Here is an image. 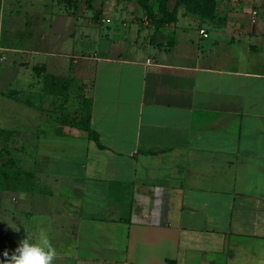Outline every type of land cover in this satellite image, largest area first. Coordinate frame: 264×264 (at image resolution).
Returning a JSON list of instances; mask_svg holds the SVG:
<instances>
[{"label": "crops", "instance_id": "0c3cea01", "mask_svg": "<svg viewBox=\"0 0 264 264\" xmlns=\"http://www.w3.org/2000/svg\"><path fill=\"white\" fill-rule=\"evenodd\" d=\"M230 5L149 33L57 3L2 34L0 164L28 177L0 261L46 232L54 264H264V0Z\"/></svg>", "mask_w": 264, "mask_h": 264}, {"label": "rangeland", "instance_id": "374dc122", "mask_svg": "<svg viewBox=\"0 0 264 264\" xmlns=\"http://www.w3.org/2000/svg\"><path fill=\"white\" fill-rule=\"evenodd\" d=\"M230 2L231 0L229 3L228 0H0V42L3 39V33L19 27L21 18L31 16L32 20L29 23L34 24V11H40L39 13L50 11L57 3L67 9L71 8L72 11L75 8L74 12L81 6H85L87 9L92 8L94 13L91 21H99L103 17V7L110 4L117 8V11L121 9L126 14L128 22H124L126 24L123 25L138 23L140 31L150 29L149 33H151L153 29L154 31L161 30L169 24L176 23L180 11L223 23L220 16L223 15V12L232 9ZM92 9L88 12L92 13ZM106 14H114V12H106ZM147 38L154 41L152 35L148 34ZM143 44L144 41L140 39L135 45L143 46ZM9 102L0 97L1 108L4 104H10ZM89 105L90 102L87 100L82 101L81 111L87 110ZM1 139L0 137V141ZM4 156L5 153L0 149V163L4 160ZM23 175L24 173L13 171L11 182L15 183L18 179L24 180V177H28V175Z\"/></svg>", "mask_w": 264, "mask_h": 264}, {"label": "clouds", "instance_id": "9594fccd", "mask_svg": "<svg viewBox=\"0 0 264 264\" xmlns=\"http://www.w3.org/2000/svg\"><path fill=\"white\" fill-rule=\"evenodd\" d=\"M3 256L0 264H54L57 251L47 233L41 232L35 241L27 235L11 255L6 250Z\"/></svg>", "mask_w": 264, "mask_h": 264}, {"label": "trees", "instance_id": "16d2710c", "mask_svg": "<svg viewBox=\"0 0 264 264\" xmlns=\"http://www.w3.org/2000/svg\"><path fill=\"white\" fill-rule=\"evenodd\" d=\"M91 115H92V110H91V103L88 106L87 110L82 111V113L78 116H75L72 119H68L70 124L79 126L87 131L90 132L91 137L99 141V133L92 127L91 124ZM12 163L7 161L3 164H0V187H8L12 182ZM18 172V171H14Z\"/></svg>", "mask_w": 264, "mask_h": 264}, {"label": "built area", "instance_id": "2783aa9c", "mask_svg": "<svg viewBox=\"0 0 264 264\" xmlns=\"http://www.w3.org/2000/svg\"><path fill=\"white\" fill-rule=\"evenodd\" d=\"M255 13H257V11H256ZM201 32H202L205 36H208V33L206 32L205 29H202ZM150 61H152V60H150Z\"/></svg>", "mask_w": 264, "mask_h": 264}]
</instances>
